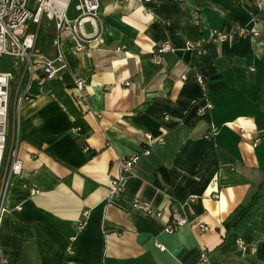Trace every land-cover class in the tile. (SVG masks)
<instances>
[{
    "label": "crops",
    "instance_id": "obj_1",
    "mask_svg": "<svg viewBox=\"0 0 264 264\" xmlns=\"http://www.w3.org/2000/svg\"><path fill=\"white\" fill-rule=\"evenodd\" d=\"M99 4L98 37L80 51L61 38L67 67L46 86L55 96L34 84L21 104L22 167L0 217L2 264H264V10L253 0ZM212 29L225 36L211 37ZM164 40L175 50L155 63L151 52ZM76 78L86 82V102L69 90ZM202 93L210 108H197ZM75 115L89 127L84 137ZM145 132L164 143L151 145L109 195L116 158L139 150ZM255 194L245 227H225ZM136 197L160 214L133 207ZM172 204L205 228L165 230Z\"/></svg>",
    "mask_w": 264,
    "mask_h": 264
},
{
    "label": "built area",
    "instance_id": "obj_2",
    "mask_svg": "<svg viewBox=\"0 0 264 264\" xmlns=\"http://www.w3.org/2000/svg\"><path fill=\"white\" fill-rule=\"evenodd\" d=\"M148 1L150 0H142L143 3ZM253 3L257 12L264 10V0H253ZM99 5V0H0V63L1 56H4L8 58L11 67V69L0 68V217L5 210L4 201L9 179L12 175L18 174L22 167V161L17 155L21 104L31 99L30 89L34 84L41 87V92L44 94L55 96L54 91L46 86L49 81L57 77L60 70L67 67L60 46L61 38L65 35L71 37L74 40V48L80 51L98 37L100 35ZM70 10L72 15L69 13ZM43 17L46 21L52 22L54 29L51 55L37 44ZM194 18H197L196 13ZM86 23L89 24L90 30L86 28ZM210 36L220 38L225 36V32L221 29H212ZM186 47L197 51L200 49L199 43L187 42ZM174 50L171 43L164 40L151 52V60L159 63L163 52ZM13 72H15L14 76ZM180 77L187 78V73H181ZM195 77L199 84H203L204 80L200 75ZM120 82L131 85L126 80ZM72 86L77 92V100L86 102L88 90L85 80L76 78ZM11 89H13V98H11ZM201 99L203 103L197 104V108L207 109L212 106L204 93ZM162 118L167 119V116L163 115ZM211 128L215 129L214 126ZM74 130L78 131L79 126H74ZM140 139L143 145L139 150L116 158L118 173L109 178V195L116 196L120 193L121 181L127 175L134 174V166L139 157L148 154L151 145L164 143L162 135H153L149 132L143 133ZM258 139L259 137H255L254 142ZM214 196L217 194L214 193ZM195 197L196 195H190L189 200ZM132 205L145 213L160 214L158 209H154L138 197L133 199ZM183 224L205 228L201 222L188 220L183 205L172 204L165 230L173 231ZM4 261L5 256L0 247V264Z\"/></svg>",
    "mask_w": 264,
    "mask_h": 264
},
{
    "label": "trees",
    "instance_id": "obj_3",
    "mask_svg": "<svg viewBox=\"0 0 264 264\" xmlns=\"http://www.w3.org/2000/svg\"><path fill=\"white\" fill-rule=\"evenodd\" d=\"M49 41H51V35L44 33H40V30L38 32L37 37V44L46 52ZM2 62L0 63V68L2 69H11L10 62L8 58H5L4 56H1ZM15 75V72H13V76ZM72 104L76 107L77 111L80 113L78 108V103L74 99L72 100ZM73 125L79 126V130L76 131L78 137H84L89 127L88 125L83 121V119L80 117V115H75L73 118ZM258 194H255L251 200L246 204H239L237 205L232 212L228 215V217L223 221V224L225 227L233 228L237 231H240L245 227L249 219L254 215L256 212L259 201H258Z\"/></svg>",
    "mask_w": 264,
    "mask_h": 264
},
{
    "label": "rangeland",
    "instance_id": "obj_4",
    "mask_svg": "<svg viewBox=\"0 0 264 264\" xmlns=\"http://www.w3.org/2000/svg\"><path fill=\"white\" fill-rule=\"evenodd\" d=\"M70 15H72L71 11H70ZM40 33H44L45 35L47 34L51 35V40L54 37V30L52 28V22L46 21L44 17L42 18L41 23H40ZM69 90L76 92L74 87L69 88ZM11 98H13V89H11ZM21 114H22V109H21ZM21 114H20V122H21Z\"/></svg>",
    "mask_w": 264,
    "mask_h": 264
}]
</instances>
